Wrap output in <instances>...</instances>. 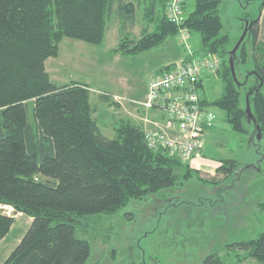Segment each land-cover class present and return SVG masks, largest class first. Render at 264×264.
<instances>
[{
	"label": "trees",
	"instance_id": "1",
	"mask_svg": "<svg viewBox=\"0 0 264 264\" xmlns=\"http://www.w3.org/2000/svg\"><path fill=\"white\" fill-rule=\"evenodd\" d=\"M166 3L0 0V204L32 218L2 264H86L90 243L76 236V225L83 218L114 214L132 200L183 186L193 178L218 181L202 177L200 169L166 149L150 148L142 123L120 119L114 136H107L93 116L89 87L78 82L57 85L46 70V59L58 55L64 37L102 44L114 12L120 20L115 52L146 51L178 37L180 26L168 19ZM221 3L195 0L194 9L185 15L183 0V26L190 34L200 35L201 46L194 55L217 54L221 59L215 76L222 82V94L213 99L203 95L202 104L223 110L235 134L263 136L260 19L249 23L250 39L246 35L234 49L238 40L222 32ZM138 9L146 24L136 37L128 25L136 20ZM189 58L187 53L184 59ZM173 66H164L157 74ZM103 97L112 100L109 95ZM29 101L34 103L35 125L28 118ZM202 153L207 156L204 145ZM215 156L219 161L216 170L223 178L236 171L238 159ZM257 211L264 214V200L257 203ZM13 222V216L0 212V241ZM236 248L240 252L229 262L215 251L204 257L203 264H241L249 258L264 264V231L224 246L228 251Z\"/></svg>",
	"mask_w": 264,
	"mask_h": 264
},
{
	"label": "rangeland",
	"instance_id": "2",
	"mask_svg": "<svg viewBox=\"0 0 264 264\" xmlns=\"http://www.w3.org/2000/svg\"><path fill=\"white\" fill-rule=\"evenodd\" d=\"M194 6L195 0H184V14L188 15ZM220 10L222 32L233 41H239L245 29L249 31V23L259 18L258 40L264 42V0H222ZM142 15L143 11L138 9L136 20L128 25L136 37L146 24ZM119 22L114 12L100 45L64 37L58 55L45 62L53 83L78 82L89 87L90 103L95 108L93 116L103 133L111 137L120 119L146 123L144 118L148 114L143 105L132 100L145 99L149 80L160 68L179 64L188 49L198 51L201 46L199 33L192 32L187 46L176 37L146 51L115 52L120 39ZM247 32L244 37L250 39ZM203 81L202 95L213 99L222 94V82L215 75L205 79L204 86ZM210 109L216 119L215 127H209L204 137L208 157L202 156L208 162H199L204 163L201 176L218 181L205 183L193 178L183 186L164 188L146 198L132 200L114 214L83 218L76 225V236L90 243L86 264H203L204 257L215 251L229 262L240 250L224 249L227 243L247 240L264 231V214L257 211V203L264 200V135H237L225 120L223 110ZM148 113L153 115V111ZM28 118L36 124L32 101L28 102ZM215 155L238 159L236 171L223 178L215 170L214 162H219ZM213 170L215 175L211 176ZM0 212L14 217L10 231L0 241L2 264L20 242L32 218L18 214L8 205L0 204ZM241 264L260 263L249 258Z\"/></svg>",
	"mask_w": 264,
	"mask_h": 264
},
{
	"label": "built area",
	"instance_id": "3",
	"mask_svg": "<svg viewBox=\"0 0 264 264\" xmlns=\"http://www.w3.org/2000/svg\"><path fill=\"white\" fill-rule=\"evenodd\" d=\"M166 15L180 26L179 43L187 46L191 34L183 26V0H167ZM193 52L188 49L189 59L183 58L179 64L152 76L145 99L132 102L143 105L148 114L143 129L150 148L166 149L171 156L201 170L208 162L202 156L205 132L215 124L216 114L202 104L200 82L216 74L221 59L217 54ZM149 111H153L152 116Z\"/></svg>",
	"mask_w": 264,
	"mask_h": 264
},
{
	"label": "crops",
	"instance_id": "4",
	"mask_svg": "<svg viewBox=\"0 0 264 264\" xmlns=\"http://www.w3.org/2000/svg\"><path fill=\"white\" fill-rule=\"evenodd\" d=\"M171 63H172V62H171ZM164 66H167V64L164 65ZM164 66H163V67H164ZM160 69H161V68H160ZM160 69H159V70H160ZM159 70H158V71H159ZM156 74H157V73H156ZM154 75H155V74H154ZM209 78H210V77H206V76H205V77L203 78V80L205 81V79H209ZM204 81H203V86H204ZM202 89H203V88H202ZM202 96H203V95H202ZM94 113H95V112H94ZM212 157H213V156H212ZM216 157H217V156H216ZM216 159H217V158H216ZM214 163H215L216 167L219 165V164H218L219 162H217V161L214 162ZM216 167H215V168H216ZM215 170H216V169H215ZM215 170H213L212 173H210V174H211V175H214V174H215ZM18 214H21V213L18 212ZM31 220H32V219H31Z\"/></svg>",
	"mask_w": 264,
	"mask_h": 264
},
{
	"label": "water",
	"instance_id": "5",
	"mask_svg": "<svg viewBox=\"0 0 264 264\" xmlns=\"http://www.w3.org/2000/svg\"><path fill=\"white\" fill-rule=\"evenodd\" d=\"M248 31V28L245 29L244 35L240 38V40L237 42L236 46L234 49H237V47L239 46V44L242 42V40L244 39V36L246 34V32ZM247 104H248V108H249V99H248V95H247Z\"/></svg>",
	"mask_w": 264,
	"mask_h": 264
}]
</instances>
